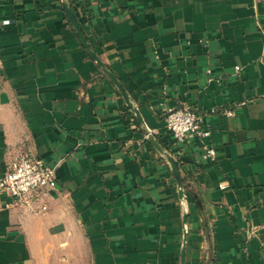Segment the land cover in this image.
Returning <instances> with one entry per match:
<instances>
[{"label": "crops", "instance_id": "obj_1", "mask_svg": "<svg viewBox=\"0 0 264 264\" xmlns=\"http://www.w3.org/2000/svg\"><path fill=\"white\" fill-rule=\"evenodd\" d=\"M0 51V175L30 148L57 176L0 193V264H264V0H0ZM182 105L215 163L168 131Z\"/></svg>", "mask_w": 264, "mask_h": 264}, {"label": "built area", "instance_id": "obj_2", "mask_svg": "<svg viewBox=\"0 0 264 264\" xmlns=\"http://www.w3.org/2000/svg\"><path fill=\"white\" fill-rule=\"evenodd\" d=\"M68 1L74 3L79 0ZM8 24V21L3 22V25ZM3 65L4 60L0 51V71ZM238 71L240 68H236V72ZM215 112L212 110V113ZM226 115L234 116V112H226ZM165 123L177 144L201 140L203 143L202 161L216 162V149L208 142L213 135V130L204 124L203 117L193 108L187 105L166 108ZM226 187V185L221 186L223 189ZM54 190H57L55 170L39 159L30 148L20 152L10 162L6 172L0 175V193L10 198L13 206L31 208L40 195ZM46 210L47 208L43 207L39 213Z\"/></svg>", "mask_w": 264, "mask_h": 264}, {"label": "water", "instance_id": "obj_3", "mask_svg": "<svg viewBox=\"0 0 264 264\" xmlns=\"http://www.w3.org/2000/svg\"><path fill=\"white\" fill-rule=\"evenodd\" d=\"M65 10H66L67 16H68L71 24L74 26V28H75V30H76V32L78 34V37L80 38V40H81L83 46L85 47V49L87 50V52L98 63L99 66L104 68L101 60L91 50V47L89 46V44L87 42V39L85 38V35L83 33V30L81 29L77 19L75 18V15L73 14L71 7L69 6V3L65 4ZM104 72L112 80V82L114 84H116V86L119 88L120 92L124 96L125 100L127 101V104L129 105V107L133 109V106H132V104L130 103V100H129V96L127 95V93H126L125 89L123 88V86L121 84H119V82L117 81V79L115 78V76L111 72H109L106 69H104ZM134 112H135L139 122L143 123L142 119H141V117L139 115V112L137 110H134ZM169 162L171 164L172 172H173V174L175 176V179L177 180V183H178V186H179V189H180V197L182 199H185L184 189H183L184 184H183V179H182L181 172H180V169H179V164L173 159H169ZM185 222H186V217H185ZM182 264H185V248L182 251Z\"/></svg>", "mask_w": 264, "mask_h": 264}]
</instances>
